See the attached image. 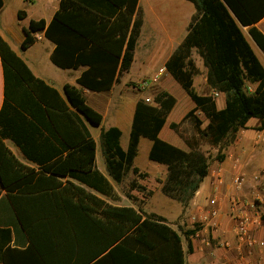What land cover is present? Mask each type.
Instances as JSON below:
<instances>
[{"label":"trees","instance_id":"1","mask_svg":"<svg viewBox=\"0 0 264 264\" xmlns=\"http://www.w3.org/2000/svg\"><path fill=\"white\" fill-rule=\"evenodd\" d=\"M140 0H61L52 21L32 20L24 29V49L44 33L55 45L51 60L64 70L86 67L77 85L67 84L64 96L37 78L0 35L4 102L0 110V264H185L182 236L155 213L142 207H119L59 178L79 181L116 200L115 189L96 168L97 143L87 122L100 127L103 115L87 101L83 89L102 93L113 89L132 67L144 19ZM195 8L185 38L166 62L168 73L195 104L172 129L188 151L160 138L176 98L166 91L135 109L127 150L122 131L101 134L108 176L121 186L132 172L141 139L152 142L149 160L167 169L162 193L187 207L210 172V157L202 150L234 143L252 119L264 120V66L248 34L264 53V34L256 24L264 18V0H187ZM0 0V10L4 7ZM23 19V12H19ZM203 60L207 84L226 97L219 110L213 95L194 87L199 74L193 54ZM248 86L255 89L250 92ZM203 115L204 121L198 116ZM205 121L207 125L204 127ZM190 126L189 134L182 131ZM10 139L39 169L23 165L8 148ZM132 190L145 191L136 180ZM135 200L133 196H128ZM199 230L185 232L194 235ZM23 235V241L13 237ZM189 252L192 246L189 244Z\"/></svg>","mask_w":264,"mask_h":264},{"label":"crops","instance_id":"2","mask_svg":"<svg viewBox=\"0 0 264 264\" xmlns=\"http://www.w3.org/2000/svg\"><path fill=\"white\" fill-rule=\"evenodd\" d=\"M60 1L61 0H24L21 10L13 11L14 16H16L18 19V23L16 25V24H9L6 21L7 18L4 14V11L5 8L7 7V4H6V0H4L5 2L4 7L0 10V35L11 46V48L25 61V63L28 65L32 73L37 78H40L50 86L55 87L56 89H58L61 95L64 96L65 85L70 84V85L78 86L77 80L81 77L83 72L87 70L86 67H81L78 70H64L55 66L51 60V57L55 50V45L51 41L45 38L43 32L38 33L36 35L37 41L32 46L28 47L27 49H24L22 47V44L26 38L24 29H28L29 24L32 20L44 19L47 23H50L55 13L58 11L60 7ZM185 1L189 3L187 0H172L170 5L174 7L175 15L182 16V14L186 13V8L188 7L186 6ZM143 2L144 0L139 1L140 8L144 7L142 5ZM148 2L150 3V0H148ZM166 2L167 0H156V6L158 5L166 6L168 5ZM19 12H23L22 20H20L18 17ZM195 13H196L195 11L194 12L191 11L189 15L190 19H188V24L186 26V31L188 30L189 24ZM162 14L163 13H161L160 15ZM256 27L260 32L264 34V18L256 24ZM250 43L253 49L255 47L261 53H263L254 41L253 42L250 41ZM19 50H21L22 53H20ZM171 55L166 59H164L162 67H160L156 71V73L161 68L166 67V62L169 60ZM134 62L132 64V67L134 65ZM126 75L127 74L120 76L117 82L115 83L113 89L109 92L95 93L87 89H83V93L88 103L103 115L104 117L103 123L105 120L107 121V118L109 116H110V120L116 122L117 124H121L125 120V118H127V109L124 114L122 108L123 107L122 96L127 86V84L124 83V78ZM132 83H134L132 87L138 88V84L140 82L136 83L132 81ZM173 83H177V82L169 73L164 75L157 83L152 84L150 86V88L154 87L156 89V92L154 91L155 93L153 94V98L162 91L170 92V88L174 86ZM205 86L207 89H206V93L203 95H213L215 97L217 108L219 110L224 109L226 105V97L224 94L215 93L208 86L207 72L205 77ZM194 87H196L195 78H194ZM149 89L147 91L139 90L142 93L145 92L146 95L141 96L134 104H131L130 106L133 109L131 115V127H132V122H133L137 103L142 99L145 100L146 98H150L152 100L151 95H149L148 93ZM3 102H4V73H3L2 61L0 58V110L2 109ZM192 103L193 104H189V109L187 111L181 112L180 118L177 121L181 122L184 119V117L191 110L195 108V104L193 101ZM177 104L178 103H176V106L168 116L166 124L160 133V138L163 141L168 142L182 150L188 151L189 149L186 143L175 131H174L176 133L175 135L179 140H175L173 138L172 139L173 141H169V139H166L163 136L166 126H170L172 123L176 122V120L174 119V113L177 110L178 107ZM197 114L204 121V119L201 116L202 115L201 112H198ZM103 123L100 127H96V126L94 127L101 128L103 126ZM87 124L89 129L93 128L92 124H90L89 122H87ZM113 127H118V126H113ZM118 128L121 129L120 127ZM248 130H252V137H250L247 134ZM103 131L106 130L103 129L101 131L100 138ZM90 132L92 134V137L94 138L91 129ZM122 136H123V132H122ZM259 137L261 138L264 137V120L252 119L249 121L247 127L245 129H242L238 133L236 141L223 149V153L225 155L224 161L220 162L216 160L211 163L209 175L205 178L204 182L201 185V188L196 193L195 197L187 207H183L178 202L172 200L177 204V206L171 209L169 213H167L165 216L156 213V215L164 217L167 220V224L181 234L182 246L185 253V264H233L240 257V254L242 252L238 249L237 246V241L235 236L236 233L234 230L235 222L232 218L230 200L235 195H239L243 198L245 197L250 198L251 189H250V185L248 184L246 188L243 189L242 191H237L233 186V178L239 171H242V169L245 170L246 172L255 173L258 172L262 167H264V142L260 139L258 140ZM142 140L143 139H141L140 141V145L142 144ZM5 143L23 165L29 168H33L37 170L39 169V166L36 163L27 159V157L24 155L21 149L15 144V142H13L10 139H5ZM140 145H139V150H140ZM147 145L150 152L152 147V142L150 141L149 144ZM121 146L124 150H127L123 147L122 138H121ZM101 150H102V157L99 160L98 143H97L96 168L109 180V182L114 187L115 197L117 200L115 201V203L111 199L97 193L95 190L85 185H82L79 181H76L75 179L59 178V180L62 183V186H65L67 183L71 182L74 185L85 189L86 192L104 200L108 204L116 205L119 207H134V205H129L126 202L128 201L127 195H125V193L120 191L119 187L115 185V183L108 176L106 163L103 156L102 142H101ZM134 166H135V162H134ZM135 167L140 170V173H147L150 179L154 177L156 179V186H157L156 192H160V191L162 192L161 190L162 184L160 182L161 181L164 182L167 178V169L165 166H164L165 168H162L163 165L158 164V166H156V170L147 169V171L137 166ZM129 174H131L132 179L135 180L139 179L138 176L133 174L132 172H130ZM218 178H222V184H219ZM139 183L140 185H143L144 182L140 181ZM214 195L218 199V204H219L218 207L220 210V215L216 221L217 227H214V222L211 223L210 221L205 220L206 217H208L209 215L208 212L210 209V200L214 197ZM168 199L171 200L170 198ZM1 209L2 210L0 212V226L2 224V219H3L2 211L9 210L10 206L8 204H3V207ZM196 225H199V230L196 232V234L187 236L185 232L193 230ZM252 234L257 239L264 241V228L254 230ZM13 239H14L13 247H15L16 241L18 242L25 240L20 232L19 235L14 234ZM224 241H229L231 243V247L226 249L221 247ZM189 244H191L192 246L193 249L192 252L188 251ZM248 254L249 253L245 252V255ZM260 254H262V259H259L260 257H258ZM249 257L250 258L248 259V261L251 260L261 261L264 264V250L263 251L257 250L253 253V255H250Z\"/></svg>","mask_w":264,"mask_h":264},{"label":"rangeland","instance_id":"3","mask_svg":"<svg viewBox=\"0 0 264 264\" xmlns=\"http://www.w3.org/2000/svg\"><path fill=\"white\" fill-rule=\"evenodd\" d=\"M24 0H6L7 7L5 8L4 14L7 18V22L9 24L18 23V19L14 16L13 11L21 10ZM172 0H167L166 6L158 5L156 6V0H144L142 5L143 19L144 25L142 29L141 36L138 40L137 49L135 51V62L134 65L124 78V83L127 84L125 92L122 96V105H123V113L125 114L127 109V118L121 123L117 124L116 122L110 120V116L105 120L103 126L101 128H90L93 132V136L98 143V156L99 160L102 157L101 150V131L108 130L113 126H118L121 128L123 132L122 136V144L125 149H127L129 139H130V130H131V115L133 109L130 107L131 104H134L141 96H145L146 93H142L136 87H132L134 83L132 81L138 83L144 80H150L155 74L156 71L162 67L164 59L169 57L181 44L183 39L186 36V26L188 24V19L191 11H195L194 6L191 3H187L186 1V13L182 14V16L175 15L174 7L170 5ZM159 3V2H158ZM163 13L162 15H160ZM188 14V15H186ZM246 35L248 39L252 41L250 35L248 34V29L245 28ZM253 44V43H252ZM22 53L21 50H19ZM254 51L260 59L261 63L264 66V54L261 53L257 48L254 47ZM24 55V54H22ZM193 59L197 67L199 68V74L195 77L196 83V91L198 94L203 95L206 93L205 86V77H206V68L203 64L202 58L194 52ZM174 86L170 88V94H172L177 99V110L174 113L175 124H179L180 121H177L180 118L181 112H185L189 109V104H193L187 93L177 84L173 83ZM163 85V84H162ZM255 89L253 86H248V90L252 92ZM156 92V89L150 88L148 93L151 95L152 100L153 94ZM125 103V104H124ZM202 118L203 115H201ZM178 122V123H177ZM172 123V124H174ZM181 123V122H180ZM172 124L170 126H166L164 130V137L169 139V141L179 140L176 133L172 129ZM207 121H205L204 127L206 126ZM182 131H187L189 134L190 126L185 124L181 127ZM247 134L252 137V130H248ZM149 140L143 139L142 144L140 145V150L138 157L135 160V166L147 171L156 170V166L158 164L149 160ZM181 142V141H180ZM228 144L227 146H229ZM226 146V147H227ZM225 147V148H226ZM224 149V148H223ZM202 150L210 157V162L216 161V156L220 150V148H213L208 145L202 147ZM162 168H165L164 166ZM248 176H251L254 172H246L242 169V171ZM139 178V177H138ZM135 179H132L131 174H128L127 178L123 182V184L119 187V190L125 193V195L133 196L135 200H131L128 198L126 201L129 205H136V207H142V209L148 214L158 213L160 215H166L171 211V209L175 208L177 204L166 198V196L160 191L156 192V179L149 178V175L146 179H136L137 183L140 185V181H143L145 191H138L131 189V183ZM140 180V181H139ZM162 183V181L160 182ZM162 190V188H161Z\"/></svg>","mask_w":264,"mask_h":264},{"label":"built area","instance_id":"4","mask_svg":"<svg viewBox=\"0 0 264 264\" xmlns=\"http://www.w3.org/2000/svg\"><path fill=\"white\" fill-rule=\"evenodd\" d=\"M168 74L166 67L161 68L150 80H144L138 84V89L147 91L152 84L157 83L164 75ZM146 103H151L150 98L145 99ZM264 142V137L258 140ZM219 184H222V178H218ZM250 185V198H243L235 195L230 200L232 218L235 222V233L238 249L242 252L240 257L233 264H263L261 261H248L250 255L257 250H264V241L257 239L252 233L254 230L264 228V167L251 176L243 172H238L233 178V186L237 191H242L247 185ZM218 199L214 197L210 200L209 215L205 220L214 222L217 227V219L220 215ZM213 225V224H212ZM223 248H230L231 243L224 241ZM249 253L248 255H245ZM258 257L262 259V254Z\"/></svg>","mask_w":264,"mask_h":264},{"label":"water","instance_id":"5","mask_svg":"<svg viewBox=\"0 0 264 264\" xmlns=\"http://www.w3.org/2000/svg\"><path fill=\"white\" fill-rule=\"evenodd\" d=\"M91 124V123H90Z\"/></svg>","mask_w":264,"mask_h":264}]
</instances>
